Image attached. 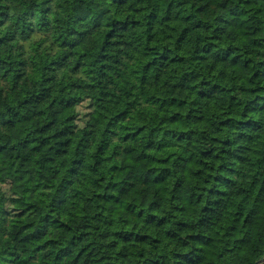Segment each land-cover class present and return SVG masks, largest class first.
<instances>
[{"label": "trees", "instance_id": "16d2710c", "mask_svg": "<svg viewBox=\"0 0 264 264\" xmlns=\"http://www.w3.org/2000/svg\"><path fill=\"white\" fill-rule=\"evenodd\" d=\"M263 258L264 0H0V264Z\"/></svg>", "mask_w": 264, "mask_h": 264}, {"label": "water", "instance_id": "95a60500", "mask_svg": "<svg viewBox=\"0 0 264 264\" xmlns=\"http://www.w3.org/2000/svg\"><path fill=\"white\" fill-rule=\"evenodd\" d=\"M263 262H264V258L261 259V260H259V261H257L255 264H261V263H263Z\"/></svg>", "mask_w": 264, "mask_h": 264}, {"label": "rangeland", "instance_id": "374dc122", "mask_svg": "<svg viewBox=\"0 0 264 264\" xmlns=\"http://www.w3.org/2000/svg\"><path fill=\"white\" fill-rule=\"evenodd\" d=\"M29 158H31L33 151L28 150Z\"/></svg>", "mask_w": 264, "mask_h": 264}]
</instances>
